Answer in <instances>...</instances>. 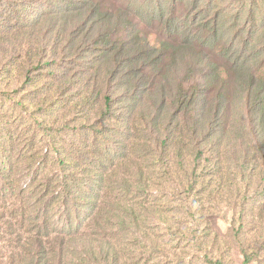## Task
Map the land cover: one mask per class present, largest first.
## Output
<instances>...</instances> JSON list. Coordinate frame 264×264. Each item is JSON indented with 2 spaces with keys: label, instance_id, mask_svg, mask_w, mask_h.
Instances as JSON below:
<instances>
[{
  "label": "trees",
  "instance_id": "16d2710c",
  "mask_svg": "<svg viewBox=\"0 0 264 264\" xmlns=\"http://www.w3.org/2000/svg\"><path fill=\"white\" fill-rule=\"evenodd\" d=\"M6 1L0 77L39 82L32 127L61 169L41 187L14 189L17 162L39 174L48 155L31 139L14 161V124L0 125L9 264H138L126 255L159 246L148 220L175 229L154 200L164 183L197 196L212 181L231 187L232 171L264 176V0ZM59 105L77 119L63 133L80 145L52 134L65 120L54 115ZM10 193L23 205L6 218Z\"/></svg>",
  "mask_w": 264,
  "mask_h": 264
},
{
  "label": "rangeland",
  "instance_id": "374dc122",
  "mask_svg": "<svg viewBox=\"0 0 264 264\" xmlns=\"http://www.w3.org/2000/svg\"><path fill=\"white\" fill-rule=\"evenodd\" d=\"M0 3L7 5L6 0H0ZM149 28L153 34L161 32L159 25L155 24ZM5 32L1 30L2 34ZM151 42L155 43L154 40ZM34 74L37 73L34 71ZM22 81L13 74L9 84H6L0 77V117L3 119V122L0 120V125L5 129L6 125L14 124L16 129L13 126L12 128L18 138L15 144L13 143L15 145L13 149L8 150L7 153L13 154V160L16 161L25 145H29L27 142L32 139L37 145L33 147V150L42 149L43 155H48V160L39 174L26 172L28 170L24 161L17 162L14 166L17 180L14 189L16 190L20 184L27 182H36L41 187L40 184L50 178L52 180L58 178L61 172L56 156L49 148L47 141L35 134L32 127L33 120L30 115L34 108L30 109V106L40 101L44 93L38 91L39 82L20 87L23 84ZM76 93V90L75 93L73 91V94L76 95ZM19 103L22 105L19 106ZM65 108L59 105L54 110V115H58V119L65 120L57 126V133L52 132V134L60 144H69L68 139H70L71 142L80 145V140L72 137L76 135L75 132L68 130L63 133L62 131L67 120H71V123L77 120L74 114H70ZM4 121L8 123L5 124ZM82 122L84 119H78L77 125L79 126ZM7 145L12 144L6 142V148ZM223 147L222 145L221 149ZM22 177H26V180L22 181ZM263 177L261 168L250 179L248 175L242 178L237 171L234 174L232 171L227 178L230 184L233 183L231 187L218 190L212 181L202 191L199 187L196 188L195 191L200 194L197 196H194L193 191H187V188L177 189L173 181L164 183L162 185L164 188L154 195V200L166 206L169 223L175 229L167 228L157 219L148 220L152 238L159 243L157 250H154L152 246L147 249H141L140 246L138 254L135 249L133 253L126 256L134 260L139 259L138 264H216L217 260L222 264H264V213L261 216L257 215V211L264 208V180L261 181ZM230 189L233 191L230 192ZM42 190L45 194L46 189ZM108 200L111 199L104 197L100 202L104 203ZM20 201L17 194L16 198L12 197L11 193L7 195L6 218H9L10 213L13 212L11 207H22L23 202ZM190 208L194 213L191 216L187 211ZM50 215H54V211L50 212ZM45 218H49L48 212ZM1 226L2 223H0V264H9L7 245L6 247L2 245L7 237L1 239L4 234ZM130 262L129 264H134Z\"/></svg>",
  "mask_w": 264,
  "mask_h": 264
}]
</instances>
